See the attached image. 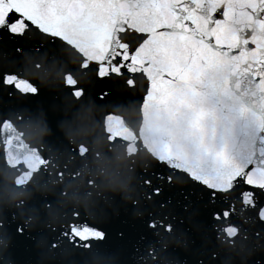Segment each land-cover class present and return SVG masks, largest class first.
Segmentation results:
<instances>
[{
    "label": "snow or ice",
    "instance_id": "6c2138e0",
    "mask_svg": "<svg viewBox=\"0 0 264 264\" xmlns=\"http://www.w3.org/2000/svg\"><path fill=\"white\" fill-rule=\"evenodd\" d=\"M220 9L222 19L214 15ZM0 34L15 42L39 39L37 51L66 44L80 53L82 69L113 81L115 91L143 93L135 101L143 143L170 169L158 179L188 186L180 193L188 218L199 214L196 197L206 195L229 204L212 214L213 226L229 222L223 231L234 236L235 215L254 227L257 240L264 238L258 202L264 198V0H0ZM2 83L24 96L39 92L12 73H3ZM67 84L75 98L85 94L71 77ZM108 131L110 139L123 134L113 126ZM163 219L183 224L185 217ZM156 226V219L148 224ZM68 227L61 235L73 243L105 239L86 221Z\"/></svg>",
    "mask_w": 264,
    "mask_h": 264
},
{
    "label": "water",
    "instance_id": "95a60500",
    "mask_svg": "<svg viewBox=\"0 0 264 264\" xmlns=\"http://www.w3.org/2000/svg\"><path fill=\"white\" fill-rule=\"evenodd\" d=\"M221 13L214 15L222 19ZM40 43L0 34V264H264V238L256 239L251 224L232 216L240 228L234 236L223 231L229 222L213 226L212 214L227 202L198 195L199 214L188 218L180 197L188 186L158 179L170 169L143 143L136 104L143 93L117 92L113 81L81 68L76 49L35 50ZM16 47L24 52L17 54ZM3 73L29 82L38 94L24 96L3 85ZM69 77L85 89L79 99ZM105 91L109 95L101 99ZM109 126L123 134L110 139ZM156 188L160 195L153 194ZM165 214L185 217L184 223L161 224ZM152 219L154 229L148 227ZM85 221L105 239L73 243L61 235L71 232L69 224Z\"/></svg>",
    "mask_w": 264,
    "mask_h": 264
}]
</instances>
